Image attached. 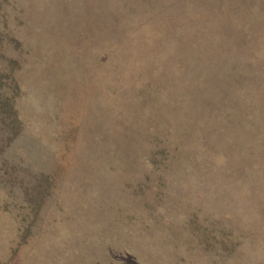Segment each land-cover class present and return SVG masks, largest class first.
I'll list each match as a JSON object with an SVG mask.
<instances>
[{"label":"rangeland","instance_id":"1","mask_svg":"<svg viewBox=\"0 0 264 264\" xmlns=\"http://www.w3.org/2000/svg\"><path fill=\"white\" fill-rule=\"evenodd\" d=\"M0 264H264V0H0Z\"/></svg>","mask_w":264,"mask_h":264},{"label":"trees","instance_id":"2","mask_svg":"<svg viewBox=\"0 0 264 264\" xmlns=\"http://www.w3.org/2000/svg\"><path fill=\"white\" fill-rule=\"evenodd\" d=\"M60 151L63 150L62 148L59 149ZM62 157V156H59ZM33 177L31 178L32 181H35L34 185V192L33 196L34 198L40 203L44 202L45 196L50 191V188L52 186V178L54 177V174H50L47 172H40V173H33ZM30 179V180H31Z\"/></svg>","mask_w":264,"mask_h":264}]
</instances>
